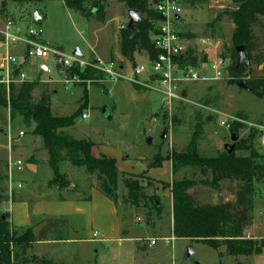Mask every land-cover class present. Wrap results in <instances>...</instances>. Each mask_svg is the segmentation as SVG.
<instances>
[{"label":"rangeland","instance_id":"rangeland-1","mask_svg":"<svg viewBox=\"0 0 264 264\" xmlns=\"http://www.w3.org/2000/svg\"><path fill=\"white\" fill-rule=\"evenodd\" d=\"M106 3L107 12L104 21H87L78 14H67L60 0H40L23 4L15 0H0V30L4 28V23L9 18L19 22L25 17L24 12L30 16L33 11H42L45 15L37 23L42 29L41 36L47 44L58 46L64 57H73V51L78 47L82 54L80 57L86 59L92 47V51L97 55L102 57L113 55L115 61L118 60L116 56L119 52L116 35L119 6L117 0H106ZM232 6L233 0H184L181 3V16L187 22L186 27L185 24L180 27L182 31L186 32L185 34L194 32L196 37L211 36L220 39L217 53L224 59L225 67L228 69L235 60L228 50L231 46V23L226 11ZM214 15L217 16V20L210 24L209 20ZM254 33L257 50L264 51V28L258 26L254 28ZM200 47L202 46L193 49L194 54L203 55ZM209 47L212 46L207 45L205 48ZM12 52L19 60L23 58L21 44H18L17 50ZM209 54V61H211L215 56L214 50H210ZM40 61V63L32 64L31 67L23 68L28 80L39 83L33 91L34 100L38 99L40 90L46 86L50 94L51 111L57 115H70L82 103L80 102L81 85L84 84L88 91V107L83 108L81 113H88V117L78 116L75 124L65 131L75 138L88 137L97 143L103 142L106 150L115 157L120 156L122 152H124L123 155L131 154L129 161H126V158L119 159L116 166L120 176L118 205L126 222L139 223L135 229L140 230L137 234L133 233V236L139 239L123 242L129 245L131 252L127 253L123 249L117 253L113 261L110 260L109 250L120 249L121 246L106 242L60 244L56 252L64 256V260L53 259L54 261L61 264H96L97 260L103 264H264V249L258 254L238 257L235 262L234 257L225 254L219 256L217 250L201 241L173 237L169 228L166 201H162L158 213L150 199L142 198L138 206L126 204L122 199L126 192L122 176L126 174L124 171L129 170L128 172L132 175L128 173V178L135 176L140 185L144 184L142 185L143 193L156 196L160 201L159 196L154 194V188H166L167 180L170 179L167 164L164 163L161 166L160 163L170 156L172 150L184 149L197 126L199 131L196 143L199 155L213 156L223 151L224 145L231 143L230 129L234 128L238 136V145L240 139L253 136L248 144L261 156L256 158L255 162L264 165V148L259 145L258 139L259 134L264 131V98H258L250 90L237 85V82L244 83L247 67L242 71L241 76L232 77L226 74L214 81L180 83L179 97L173 101L170 111H166L162 107L163 94L159 90L163 86L157 83V78L148 76L147 79L136 77L134 80H129L122 77L110 82L103 77H98L89 81H72L68 75V69L71 66L58 65L54 56ZM41 64H44L46 69H43ZM137 64L147 65L148 61L138 59ZM195 66L201 67L199 63ZM252 69L256 74L264 75V62L253 63ZM131 71V65L126 61L121 73L128 76ZM141 75L143 73L139 76ZM91 82L99 84L101 88L94 85L87 86L88 83L92 84ZM103 110H106L104 114ZM222 121L229 125V129L221 124ZM164 127L168 128L167 137L161 140L160 135ZM0 130H2L0 131V157L6 155V145H10L13 155H16L15 152L18 150V154L22 153L24 156H29L33 150L40 145L43 146L42 138L33 135L31 126L24 125L19 116L10 120L8 108L3 105H0ZM19 130L24 132V136L20 139L17 138ZM148 137L151 138L149 143L146 141ZM238 145L233 152L238 156H246L248 151L237 148ZM136 154L147 157V167L157 166L152 168L153 171L151 170V176L154 178L143 176L142 171H137L133 157ZM35 156L41 161L37 173L30 174L26 170L14 173V180L22 178L26 181L24 187H28L32 180L42 181L49 177L50 171L42 161L43 152L39 150ZM1 160L4 159H0V163ZM158 161L160 166L155 165ZM69 168L70 172L75 171L77 178L87 175L82 167L69 166ZM61 171H65V162L61 164ZM0 175H6L3 167ZM184 176L198 181L190 190L196 202L218 203L234 200L235 182L223 180L219 188L207 186L199 182L204 176L190 167L179 168L172 178L180 179ZM90 177L93 181L95 180L92 175ZM72 180L73 177H71ZM0 188L2 191L5 188L3 195L6 198L4 197L5 199L0 202V213H3L5 212L3 203L10 198L7 191V175L2 177ZM253 189V209L244 234L262 238L264 237L263 176L254 180ZM137 217L140 220H137ZM146 222L149 223V227L145 226ZM160 223L163 224V228H158ZM96 232L98 235L99 231ZM152 236L156 237H154L155 244H150ZM135 246L134 258H132ZM46 248L47 246H41L38 250L50 255L55 254L53 250ZM95 249L98 251L95 252ZM188 249H192L189 257ZM221 249L223 250V247ZM26 254H34L33 249L27 250Z\"/></svg>","mask_w":264,"mask_h":264},{"label":"trees","instance_id":"trees-1","mask_svg":"<svg viewBox=\"0 0 264 264\" xmlns=\"http://www.w3.org/2000/svg\"><path fill=\"white\" fill-rule=\"evenodd\" d=\"M19 4L40 0H15ZM102 0H63L64 5L77 12L85 19L103 21L105 9ZM128 9H138L143 15V21L138 23V31L131 36L125 27L120 30V49L125 56H131L135 50L145 49L151 58L155 56L150 35L160 20L159 14L154 11L147 0H118ZM233 28L231 30L228 48L231 57L237 62L236 47L242 45L245 56L243 62L236 66L234 60L230 69L226 68L228 76L244 74V84L258 98H264V75L256 74L252 69L255 62H264V51H258L255 43L254 28H264V0H233V6L226 11ZM217 20V16L210 24ZM189 36L193 37V34ZM1 39V38H0ZM151 46L152 48H149ZM177 63L180 66L197 64V55L188 49L182 54ZM77 73L81 80H94L103 77L102 73L90 66L80 70L76 66L68 69V75ZM15 74V72H14ZM101 88L99 84L94 83ZM39 83L33 80L10 82L8 91L0 83V105L8 108L10 120L19 116L26 126H33L31 132L42 138L43 149L47 151V163L52 176L49 185L59 190L68 188L70 180L61 171V163L67 162L74 167H82L88 176H93L97 188L115 204L119 196V172L113 157L101 155L95 157L91 153L93 141L90 138H75L65 129L72 127L78 116L82 115L83 108L88 106L87 87L82 84V102L70 115H57L51 111L50 94L47 87L39 92L34 100L33 91ZM195 127L190 141L180 151L172 150L170 156L172 175L181 167H190L200 172L204 178L199 181L214 188L220 187V182L227 180L236 183L234 200H225L218 203L196 202L190 190L198 183L192 177L171 179L170 190L172 198V234L175 238H187L201 241L217 250L219 256L230 255L235 262L238 257L258 254L264 249V237H247L244 231L251 219L253 209V182L256 178L264 177V165L255 162L259 154L248 144L253 136L240 139L237 148L246 149V156H238L235 152L223 151L213 156H201L197 152V132ZM230 131L236 130L231 128ZM235 149V147H234ZM161 160V159H160ZM160 161L155 163L159 165ZM1 164V163H0ZM5 166V165H4ZM152 166V165H151ZM3 164L0 165V174ZM210 174V175H209ZM209 175V176H208ZM0 175V181L2 177ZM122 183L126 190L122 196L123 202L131 206H138L142 198L150 199L152 206L160 212L158 198L145 195L142 185L134 177H123ZM72 189L74 187H71ZM5 190V188H4ZM3 190V191H4ZM0 188V202L6 197ZM5 197V198H4ZM32 227L13 228L9 222L8 212L0 213V264H61L52 259L27 255L34 242L47 237V232L53 229L62 239L66 229V219L48 218L47 224L34 236ZM223 247V250L221 249ZM77 264V263H71Z\"/></svg>","mask_w":264,"mask_h":264},{"label":"crops","instance_id":"crops-1","mask_svg":"<svg viewBox=\"0 0 264 264\" xmlns=\"http://www.w3.org/2000/svg\"><path fill=\"white\" fill-rule=\"evenodd\" d=\"M155 1L156 0H147L149 4H152ZM183 1L184 0H182L181 3ZM60 2L61 4H63L62 6H64L63 8L67 14L69 15L78 14L77 12H74L71 9H68L64 5L63 0H60ZM101 2L104 6L105 17H106V12H107L106 0H102ZM117 4L119 6V9H118L119 15H118V21H117V34L116 35H117V39L119 43V52L117 53V56H116L118 57V60H115V61L118 62L122 68L124 67V63L126 61L131 66L137 64L138 59L144 60V62L148 61V64L145 65L146 70L143 72V75L137 76V77L138 78L142 77L141 79H147L148 76L157 78L156 75L151 73V69L149 65L151 57L147 50L145 49L135 50L131 55L132 57L131 59L129 58V56H125L122 54L121 49H120V30L126 26L128 17H127L126 6L118 0H117ZM33 12H31L30 16L26 12H24L25 17L22 19L23 22L19 21V23L22 26H26L27 24L32 23L34 21L32 20ZM37 15L39 19L37 20L36 23H38L44 17L45 14L42 11H39V12L37 11ZM28 16H29V19L26 20V17L28 18ZM215 17L216 16L214 15L213 18L209 21L211 22ZM86 20L90 21L93 19H86ZM184 24L186 27L187 22L184 20V18H182L181 15H179V17H177V20L175 22V28L178 31L180 40L182 43L186 44L188 46V49H190L192 52L195 47L202 46L200 48H202L203 50V53H202L203 55H197V62L199 63L201 67L197 69L198 70L204 69L206 67L205 63L206 62L209 63V60H210L209 51L214 50V54H215L214 57L218 55L217 52L219 50L217 48H219L218 46L220 44V39L212 38L211 36L196 37V33L194 32L185 34L186 32L184 33L182 29L180 28ZM232 28H233V25L231 23V30ZM190 34H193V37L189 36ZM152 36L153 35L151 34L150 35L151 40H152ZM202 38L206 40L205 44H201L199 42L200 39ZM41 40L45 42V39L42 36H41ZM207 45L212 46V47L205 48L207 47ZM17 47L18 46L13 47L11 49V52L13 50L16 51ZM53 47H56L59 49L58 46H53ZM90 50H91V53L86 59L90 60L94 58H100L103 60H114L113 55H110V57H102L94 53L92 51V47L90 48ZM23 59H24V63L21 65V69L24 73H25V71L23 70L24 67H31L32 64L41 62L38 59H35V60H31V59L25 60V58ZM40 66L43 69H46L44 64H41ZM88 85L96 86L93 83L92 84L88 83L87 86ZM83 113L87 115L85 117L87 118L88 113L86 112H83ZM32 128L33 126H31V129ZM23 136L24 134L22 136L17 135V138L20 139ZM6 147H7L6 155L4 157H0V159L2 158L4 159L3 161L1 160V164H3L5 174H6L7 156L8 154H12L10 145L8 146L6 145ZM39 150L43 152L42 161L47 165L50 171L49 177L42 181L32 180L31 184L28 187H24L26 183L24 179L17 178L16 180H19L23 183L22 187L19 189L15 188L12 198L10 200L4 201L3 203V208L6 212H8L9 222L13 228H24V227H29V226L33 227L43 221H45L47 224L48 218L66 219V229H65V234H63L64 236H62L63 238L55 239L56 237H60V236H58L56 231H53V229H51L50 231L47 232V237L45 239L34 242L31 248L33 249V253L37 256L45 257V258L52 259V260L53 259L54 260L55 259L64 260L63 258L64 256H61L59 253L56 252L58 250V246L63 243H75V242L81 243V244L83 243L87 244L91 242L92 243L93 242H106V243H112V244L116 243L118 246H121L122 249L114 248V249L109 250L111 254L110 260L112 261L116 259L117 253L123 251V249L125 252L130 253L131 249L129 245L124 244L123 242H129L131 240L139 239V237L133 236V233L137 234L140 231V230L135 229L137 228V226H139V223H132V222L127 223L126 218L123 215H121V212L119 211L118 201H117V204H115L112 200L107 198L97 188L95 181H93V179L90 176L84 174L83 177L82 176L80 178L75 177V173H74L75 171L73 170L72 172H70L69 166L71 165L65 162V171H63V174L70 180V184L68 188L59 190L56 186L49 185V180L52 176V173L47 163V151L43 149V146L40 145L36 150H33V152L29 154V156H24L22 153H21L22 155L21 156L20 154H18L19 153L18 150H16L17 153L15 152L16 155L12 154V156L16 158H20L24 161L25 164L22 170H26L30 174H35L38 172V169L40 168L41 161L35 156L37 151ZM91 153L95 157H99L101 155L113 157L115 159L116 166H117L119 159L123 160V158H126L127 159L126 161H129L128 159L131 158V154L125 153V155H123L124 152H122L120 156L115 157L110 152H108V150H106V146L103 144V142L97 143L94 140H93V145L91 148ZM133 157L135 159L134 163L136 165L137 171H142L143 176H149V177L154 178L153 176H151V173H152L151 170L152 168H155L157 166L147 167L148 162H147L146 156L136 154V155H133ZM164 163H166L168 166L170 179L167 180L166 188L155 187L154 194L158 195L160 198V201H159L160 208L162 206V201H166V203L168 204L167 208H168V216H169V228H170V231H172V198H171V190H170V182L172 179L171 160L169 158L163 159L160 165L163 166ZM128 171L129 170L124 171V173L126 174L123 175V177H128V175L131 174ZM71 177H73L72 181H71ZM131 177H135V176H131ZM71 187H74V188L72 189ZM145 224L144 225L146 227L150 226L149 223L147 222ZM158 228H163V224L161 223L158 224ZM95 231H99V234L96 236L93 235V232ZM154 237L155 236H152L151 240L156 238ZM151 240H150V244H151ZM41 246H47L46 249H50L51 251L53 250L55 254L50 255L47 252H42L38 250L41 248ZM136 246L134 247L132 251L133 253L132 258H134V254H135L134 252L136 250ZM97 251L98 249H95V252ZM133 263H134V260H133ZM96 264H103V262L101 263L99 260H97Z\"/></svg>","mask_w":264,"mask_h":264},{"label":"built area","instance_id":"built-area-1","mask_svg":"<svg viewBox=\"0 0 264 264\" xmlns=\"http://www.w3.org/2000/svg\"><path fill=\"white\" fill-rule=\"evenodd\" d=\"M181 1L156 0L150 4V7L159 14L160 20L152 32V47L155 51V56L151 58L149 65L151 73L157 76V83L163 86L159 90L163 94L162 107L166 111H170L173 101L179 97L180 83L214 81L227 74L224 59L219 55L214 57L209 63L206 62V67L200 70L191 64L180 66L177 63V59L188 50V46L181 42L178 31L175 28L177 17L182 13ZM41 32V26L34 21L26 26L20 25L19 22L11 18L5 21L4 28L0 30V83L6 86L7 91L10 82L28 80L27 75L21 69V65L24 63L23 58L25 60H45L49 56H54L58 65L76 66L80 70L90 66L100 71L103 78L110 82L117 81L122 77L134 80L146 70L145 65L135 64L131 66L132 71L127 76L121 73L123 68L114 60H102L100 58L89 60L83 59L80 56L64 57L60 49L41 40ZM199 42L205 44L206 40L202 38ZM18 44H21L23 47V58L20 60L11 52V49L18 46ZM179 72L180 75H178ZM70 80L82 81L77 73L71 76ZM86 116L85 113L81 115L82 118ZM221 124L229 129L228 124H225L223 121ZM23 134V131H18L19 136ZM258 139L259 145L264 148V131L259 134ZM24 164L22 159L8 154L6 159V174L9 200L13 196L14 189H19L23 185L21 181L14 180V173L21 171ZM137 220H140V218H137ZM93 235L96 236L97 232H93ZM165 239L167 240L168 238ZM154 243L155 240L152 239L151 244Z\"/></svg>","mask_w":264,"mask_h":264},{"label":"water","instance_id":"water-1","mask_svg":"<svg viewBox=\"0 0 264 264\" xmlns=\"http://www.w3.org/2000/svg\"><path fill=\"white\" fill-rule=\"evenodd\" d=\"M126 11H127L128 21L126 23L125 28L129 30L131 32V36H133L138 31L137 25L138 23L143 21V16H142L141 11L138 9H128L127 8ZM38 19L39 17L37 15V12L34 11L32 13V20L37 21ZM149 48H152V47L149 46ZM236 54H237L236 66H239L243 62L244 56H245L244 48L242 45L236 47ZM73 55L81 56V52L79 51L78 47H76V49L73 51ZM237 85L241 88H245L249 90V88L243 82H237ZM105 112L106 110H103V114ZM167 131H168V128L164 127L160 135L161 140H164L167 137ZM146 141L149 143L151 141V138L150 137L146 138ZM230 142L231 143H226L224 145V150L227 153H231L234 150L235 144L238 143V136L236 135L234 131H230ZM45 224L46 222L43 221L33 226L31 229L32 234L36 236ZM191 253H192V249H188L187 256L189 257Z\"/></svg>","mask_w":264,"mask_h":264}]
</instances>
